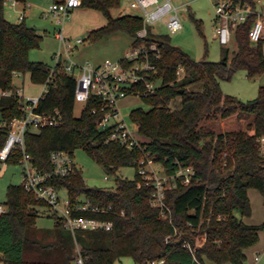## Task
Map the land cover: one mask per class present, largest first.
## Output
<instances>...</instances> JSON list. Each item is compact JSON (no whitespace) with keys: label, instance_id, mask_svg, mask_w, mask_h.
<instances>
[{"label":"trees","instance_id":"1","mask_svg":"<svg viewBox=\"0 0 264 264\" xmlns=\"http://www.w3.org/2000/svg\"><path fill=\"white\" fill-rule=\"evenodd\" d=\"M5 1L0 0V123L7 124L0 125V148L8 137L9 123L23 114L14 78L29 73L33 83L43 84L50 73L48 63L34 61L29 55L40 46L43 34L25 20L9 21L4 15ZM120 5L121 0H83L82 7L98 10L107 19L105 25L91 31V39L98 41L116 31L135 37L142 19L133 14L114 17L112 10ZM252 22L253 16L236 30V49L230 54L224 47L220 61L196 60L173 45L168 35L150 33L147 38L157 41L161 49L158 63L163 83L155 95L143 98L150 108L133 109L131 116L146 138V150L168 172L177 168V162L192 165L196 171L192 183H179L167 190L169 217H162L151 204V186L138 187V171L134 179L117 178L113 188L88 186L78 168L53 181L73 202L85 198L112 206L102 217L114 222L113 229L79 230L75 235L64 227L63 220L52 216V228L38 227L39 206L47 210L46 203L22 184H10L5 201L8 211L0 214V264H71L77 244L85 264H116L124 256L133 257L136 264H243L246 250L257 243L264 230V222L248 224L243 220L252 215L249 189L264 196V85L256 98L244 102L225 94L220 80L230 79L239 69L246 70L250 78L264 72V38L250 41ZM179 66L184 68L181 78ZM75 91V78L61 72L41 97L39 109H58L63 119L59 125L27 131L26 151L34 165L50 170L53 151L64 150L73 156L77 148H84L112 174L124 166L137 168L142 150L106 141V132L96 127V98L91 97L76 116ZM176 98L181 106L171 108ZM234 116L252 120L246 129L218 132L209 126V121ZM21 156L16 152L7 163L18 164ZM204 234L206 239L198 243ZM162 259L164 262L158 263Z\"/></svg>","mask_w":264,"mask_h":264},{"label":"built area","instance_id":"2","mask_svg":"<svg viewBox=\"0 0 264 264\" xmlns=\"http://www.w3.org/2000/svg\"><path fill=\"white\" fill-rule=\"evenodd\" d=\"M211 2L215 12L214 32L221 45L227 47L233 43L236 30L251 16H253V22L249 30L250 41L257 43L264 38V10H259L254 3L249 0H211ZM21 3L24 2L12 0L14 7ZM82 3L83 0H54L48 7L45 16H52L60 25L55 31L59 46L53 55L49 76L43 83V89L38 96L26 97L20 95L22 90H18L23 114L9 123L8 137L0 148V163L3 165H6L9 158L16 152H21L22 156L18 162L22 166L21 184L38 200L45 202L48 214L63 220L64 227L73 235L79 230L109 231L113 229L114 222L102 217L111 212V205L96 204L85 198L73 202L68 194L64 196L61 194L63 189L53 183L55 179L73 174L77 170L74 158L68 151L55 150L51 153L52 168L50 170H42L35 166L30 154L26 151L25 136L28 130H39L62 122L60 110L47 112L39 109L40 99L48 91L57 73L63 72L75 78V101L86 103L91 97L99 100V107L94 109L98 115L96 127L106 132L107 142L114 141L128 149L142 150L137 167L141 180L137 185L138 187L151 186V204L159 209L162 217H169L171 214V209L166 202L167 190L177 187L179 183L188 185L196 176L192 165L177 162V168L173 172H168L162 163L156 161L146 150L144 142L137 138L125 122L120 106V101L127 96L137 95L143 99L157 93L163 83L159 76L158 63L162 53L158 42L148 41L147 38L150 37V33L158 35L153 32L157 22H163L171 33L179 31L183 26L181 15L190 9V4L178 6L171 0H131V7L141 12L138 16L143 22L142 27L136 32L134 43L123 58L106 59L96 65L91 61L79 64L74 60L73 54L84 39L79 36L70 37L64 31L66 20L76 8L82 6ZM26 13L25 6L20 20L25 19ZM177 75L178 78L184 75L183 66L178 67ZM6 124V121L0 123L1 126ZM0 175H2V168ZM7 211L6 203L0 201V214ZM84 213L92 215H84ZM184 243L191 249L187 240ZM76 247L77 256L71 264H85L79 245L77 244ZM256 260H259V256ZM163 262V259L158 261V263Z\"/></svg>","mask_w":264,"mask_h":264},{"label":"rangeland","instance_id":"3","mask_svg":"<svg viewBox=\"0 0 264 264\" xmlns=\"http://www.w3.org/2000/svg\"><path fill=\"white\" fill-rule=\"evenodd\" d=\"M131 0H121L119 8L112 10L114 17L124 14L140 15L138 9L132 8ZM173 4L182 6L190 4V9L184 11L181 15L182 28L171 33L163 22L155 23L153 32L158 35H168L171 43L183 51L191 55L196 60L206 59L209 61H220L223 58V46L214 35L213 19L215 12L211 0H171ZM257 8L264 10V0H255ZM54 0H26L27 15L26 23L35 27L37 31L43 34L44 38L40 46L30 51V58L34 61L47 62L49 65L53 63V51L58 49L59 42L55 37V31L60 25L52 16H45L48 7ZM24 3L17 6L12 5V0H7L4 5V15L11 22H19ZM107 22L104 14L98 10L78 7L64 24V31L70 37L79 36L84 42L75 50L73 58L79 64L91 61L94 64L110 60H119L123 58L134 42V37L125 31H116L110 35L103 37L98 41L90 38L92 30L105 25ZM200 24V27L198 26ZM230 54H233L237 45L235 42L227 46ZM15 84L22 85L20 95L38 96L40 95L43 84L33 83L29 75L21 74L14 78ZM264 85V72L253 78H250L246 70L239 69L235 71L230 79H221L220 86L225 94L238 97L240 100L247 102L257 97L259 87ZM122 113L125 122L130 129L136 134L137 138L146 142V138L140 134L137 124L131 116V112L136 108L149 109L150 106L140 96H127L120 101ZM171 108L181 106L180 98H176L169 105ZM85 108V102L75 101L74 113L80 116ZM252 118L239 119L236 116L228 119H217L209 121V126L215 131L246 129L247 124ZM208 124V123H207ZM262 152L264 154V140H262ZM73 158L77 168L81 171L86 183L91 187L113 188L116 186L117 178L134 179L138 168L134 166L121 167L117 174L108 172L101 164H99L84 148H77L73 152ZM2 175H0V201L7 200V191L10 184H21L20 164L0 163ZM61 194H67L66 190H62ZM249 197L252 204L253 214L243 219L262 222L264 221V196L255 188L249 189ZM39 216L36 220L38 227L49 229L54 225V219L48 214L44 206H39ZM204 235L199 236L198 243L202 241ZM77 248V247H76ZM76 251V250H75ZM247 258L244 264H255V257L259 256L258 264H264V230L260 231L259 240L247 250ZM232 264L230 262H227ZM116 264H136L131 256H124L116 262ZM208 264H216L208 261ZM225 264V263H223Z\"/></svg>","mask_w":264,"mask_h":264},{"label":"crops","instance_id":"4","mask_svg":"<svg viewBox=\"0 0 264 264\" xmlns=\"http://www.w3.org/2000/svg\"><path fill=\"white\" fill-rule=\"evenodd\" d=\"M254 5L257 7V4H256V1L254 0ZM24 6H26V3L24 2ZM27 15V14H26ZM25 19H26V17H25ZM24 19V20H25ZM214 35H215V32H214ZM215 37H216V35H215ZM217 38V37H216ZM134 40H135V38H134ZM219 41V40H218ZM55 51H56V49L53 51V55H54V53H55ZM47 63V62H46ZM101 63V62H100ZM100 63H97L96 65H98V64H100ZM49 64V63H48ZM50 66V65H49ZM28 75H29V77H30V74L29 73H27ZM19 75H21V74H18L17 76H19ZM14 84H15V80H14ZM16 85V87L18 88V90L19 89H21L22 88V85H17V84H15ZM264 140V139H263ZM248 194H249V191H248ZM252 205V204H251ZM252 214H253V211H252ZM244 220V222L245 223H248V224H260V223H263L264 221H262V222H255V221H251L250 219L249 220H247V219H243ZM52 228V227H51ZM246 256H247V251H246ZM257 257V256H256ZM256 257H255V261H256V263L255 264H258V262H259V260H260V257H259V260L257 261L256 260ZM207 263H208V261H207ZM225 264H229V263H225ZM244 264V263H243ZM251 264H253V263H251Z\"/></svg>","mask_w":264,"mask_h":264}]
</instances>
